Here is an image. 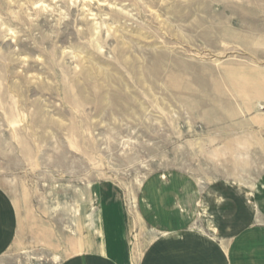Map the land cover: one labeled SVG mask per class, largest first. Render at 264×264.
<instances>
[{
    "label": "rangeland",
    "instance_id": "374dc122",
    "mask_svg": "<svg viewBox=\"0 0 264 264\" xmlns=\"http://www.w3.org/2000/svg\"><path fill=\"white\" fill-rule=\"evenodd\" d=\"M150 182L179 186L206 239L222 186L264 228V0H0V188L21 222L0 264L74 254L99 185L140 220Z\"/></svg>",
    "mask_w": 264,
    "mask_h": 264
},
{
    "label": "crops",
    "instance_id": "0c3cea01",
    "mask_svg": "<svg viewBox=\"0 0 264 264\" xmlns=\"http://www.w3.org/2000/svg\"><path fill=\"white\" fill-rule=\"evenodd\" d=\"M149 184H154L155 201L144 198L150 210L142 211L140 220L126 211L117 190L99 185L91 234L86 242L83 238L76 242L74 254L56 264H264V228L246 226L251 213L242 209L239 198L230 196L226 187H219L225 201L214 211L215 235L219 239L213 240L187 229L193 218L191 202L186 203L185 195L177 190L179 186L150 182L145 188ZM180 206L188 212L180 211ZM227 208L237 220L230 228L229 213L224 211ZM20 237L19 214L0 188V257L14 249ZM44 247L50 253L65 249L62 244L53 247L50 242Z\"/></svg>",
    "mask_w": 264,
    "mask_h": 264
}]
</instances>
